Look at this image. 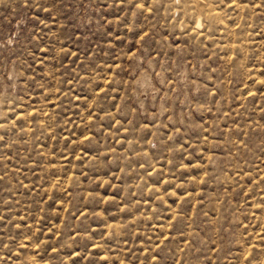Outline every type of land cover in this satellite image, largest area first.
Listing matches in <instances>:
<instances>
[{
	"label": "rangeland",
	"instance_id": "1",
	"mask_svg": "<svg viewBox=\"0 0 264 264\" xmlns=\"http://www.w3.org/2000/svg\"><path fill=\"white\" fill-rule=\"evenodd\" d=\"M0 264H264V0H0Z\"/></svg>",
	"mask_w": 264,
	"mask_h": 264
},
{
	"label": "bare ground",
	"instance_id": "2",
	"mask_svg": "<svg viewBox=\"0 0 264 264\" xmlns=\"http://www.w3.org/2000/svg\"><path fill=\"white\" fill-rule=\"evenodd\" d=\"M197 25H198V27H199L200 23L198 22V24H197ZM197 25H196V28H197ZM197 29H198V28H197Z\"/></svg>",
	"mask_w": 264,
	"mask_h": 264
}]
</instances>
